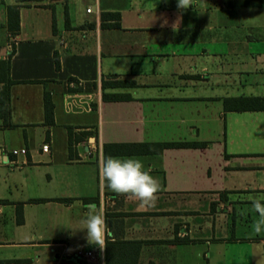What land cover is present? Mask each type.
I'll return each mask as SVG.
<instances>
[{"label": "crops", "instance_id": "0c3cea01", "mask_svg": "<svg viewBox=\"0 0 264 264\" xmlns=\"http://www.w3.org/2000/svg\"><path fill=\"white\" fill-rule=\"evenodd\" d=\"M177 3L0 0V264H133L135 253V264H264V233L251 227L252 200L264 196V110L223 109L224 99L264 98V0ZM102 13H118L119 27H103L114 21ZM117 80L133 84L101 85ZM68 128L86 134L72 158ZM164 143L196 146L157 152ZM108 156L152 170L154 207L103 186ZM88 206L106 218L107 251L74 230ZM76 249L94 258L68 259Z\"/></svg>", "mask_w": 264, "mask_h": 264}, {"label": "clouds", "instance_id": "9594fccd", "mask_svg": "<svg viewBox=\"0 0 264 264\" xmlns=\"http://www.w3.org/2000/svg\"><path fill=\"white\" fill-rule=\"evenodd\" d=\"M192 6V0H178L177 7L186 10ZM163 26V25H162ZM179 21L173 25V30H177ZM145 169L143 162L139 158L126 157L118 158L108 156L102 162L100 176L103 186L117 194L124 196L127 200L138 202L140 209L154 207L158 200L160 185L150 172ZM264 196L253 198L252 211L257 214L251 227L255 234L264 233ZM79 227L74 230H86L87 242L95 245L101 251L107 246L106 238L109 229L104 215L95 206H88L85 217L79 221Z\"/></svg>", "mask_w": 264, "mask_h": 264}, {"label": "trees", "instance_id": "16d2710c", "mask_svg": "<svg viewBox=\"0 0 264 264\" xmlns=\"http://www.w3.org/2000/svg\"><path fill=\"white\" fill-rule=\"evenodd\" d=\"M17 2H30V1H40V0H16ZM108 20H113L114 22L112 24L105 25L103 23V27H112V28H117L119 27V14L118 13H102L101 14V21H108ZM65 22L67 24L66 18ZM8 27L9 30L13 33H17L18 31V6H10L8 7ZM5 66L6 63L4 62ZM55 66L57 69H59V59L55 55ZM7 69V66H6ZM133 83L129 81H114V82H104L102 81L101 85L102 87L104 86H115V87H122V86H131ZM127 96L124 95H102V100L103 101H121V100H127ZM52 109L53 105L51 103L50 97L48 94H44V117H45V122L47 124H51L53 119H52ZM223 109L225 111H261L264 110V98H234V99H224L223 100ZM8 114V92L7 88L3 87L0 90V116L3 118H6ZM85 133H82L80 135H73L72 130L68 128V151H69V157L72 158V144H74L78 141L81 140V136H85ZM191 146H196L194 143H164V144H155L156 151L161 152V150L165 148H186V147H191ZM131 147H137V145H133ZM106 153V152H105ZM124 153V152H123ZM0 204H4L2 201H0ZM23 222L22 218V212L21 208L19 205L17 206L16 209V223L20 224ZM124 245H117L114 246V250L116 251H122L124 249ZM139 246L136 247L138 249ZM109 249V246L105 247V251ZM137 252V250H136ZM136 257L137 253H135V259L133 261V264L136 263Z\"/></svg>", "mask_w": 264, "mask_h": 264}, {"label": "built area", "instance_id": "2783aa9c", "mask_svg": "<svg viewBox=\"0 0 264 264\" xmlns=\"http://www.w3.org/2000/svg\"><path fill=\"white\" fill-rule=\"evenodd\" d=\"M87 13L90 12V9H87L86 10ZM49 149V146L48 144H44L42 147H41V150L42 151H47ZM11 154L13 156H17V155H24L26 154V151L24 149H21V150H12L11 151ZM66 256L68 259L74 261V262H79V261H84V260H87V259H93L94 258V252L93 251H83V250H80V249H76V250H73V251H67L66 253Z\"/></svg>", "mask_w": 264, "mask_h": 264}, {"label": "rangeland", "instance_id": "374dc122", "mask_svg": "<svg viewBox=\"0 0 264 264\" xmlns=\"http://www.w3.org/2000/svg\"><path fill=\"white\" fill-rule=\"evenodd\" d=\"M83 7H85V5H83Z\"/></svg>", "mask_w": 264, "mask_h": 264}]
</instances>
